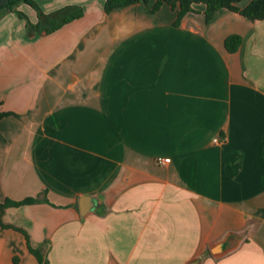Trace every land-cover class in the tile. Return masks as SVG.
Here are the masks:
<instances>
[{"label": "crops", "instance_id": "1", "mask_svg": "<svg viewBox=\"0 0 264 264\" xmlns=\"http://www.w3.org/2000/svg\"><path fill=\"white\" fill-rule=\"evenodd\" d=\"M36 1L83 15L29 35L0 12V203L40 198L5 208L0 264H41L30 247L48 264H264V19L208 21L200 3L176 26L154 0ZM228 236L237 246L214 256Z\"/></svg>", "mask_w": 264, "mask_h": 264}, {"label": "trees", "instance_id": "2", "mask_svg": "<svg viewBox=\"0 0 264 264\" xmlns=\"http://www.w3.org/2000/svg\"><path fill=\"white\" fill-rule=\"evenodd\" d=\"M153 0H106L105 1V11L107 13L113 12L115 9L120 7H125L137 3H142L146 6L150 4ZM241 0H154L153 6L150 8L151 12H156L163 4H169L174 10L177 11V19L175 25L178 26L182 19L189 13L196 11L194 8L195 4L203 3L206 5L205 14L208 21L214 18L216 13L221 9H229L232 11L239 12L245 17L251 20H263L264 19V0H252L247 6L241 8L239 7V2ZM20 3H27L31 5L38 13V22H32L28 15L20 10L16 9V6ZM15 11L21 18L26 20L27 31L29 35L42 34V33H52L57 29L61 28L66 23L80 18L83 15L82 7L78 5H69L60 8L51 13H46L43 11L41 6L36 0H10L0 7V12L2 10ZM242 43V37L238 34H231L225 40V45L228 51L236 52ZM2 102L0 100V120L11 114L5 112L1 109ZM45 194V192L43 193ZM40 201L38 197H27L23 200H13L7 198L3 203H0V223L3 227L13 225H7L3 223L1 216L5 208L9 206H21L24 204H30ZM16 228V227H15ZM24 232L23 229L17 228ZM33 254L37 256L41 264H48L46 257L38 249L30 247ZM16 264H19L18 259H16Z\"/></svg>", "mask_w": 264, "mask_h": 264}, {"label": "water", "instance_id": "3", "mask_svg": "<svg viewBox=\"0 0 264 264\" xmlns=\"http://www.w3.org/2000/svg\"><path fill=\"white\" fill-rule=\"evenodd\" d=\"M8 1L10 0H0V7ZM79 201H80V210L82 216H86L87 214L93 212L94 209H96L98 206L96 197L94 195H84L80 198ZM237 244L238 241L236 239H234L232 236H228L226 239L212 245L211 252L214 256H220L235 248ZM200 263H201V258L197 257L191 260L189 264H200Z\"/></svg>", "mask_w": 264, "mask_h": 264}, {"label": "built area", "instance_id": "4", "mask_svg": "<svg viewBox=\"0 0 264 264\" xmlns=\"http://www.w3.org/2000/svg\"><path fill=\"white\" fill-rule=\"evenodd\" d=\"M214 141L216 143H220L221 141H223L222 136L218 135L214 138ZM157 162L161 165H168L172 162V159L170 157H165V156H159L157 158Z\"/></svg>", "mask_w": 264, "mask_h": 264}]
</instances>
